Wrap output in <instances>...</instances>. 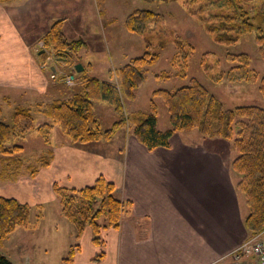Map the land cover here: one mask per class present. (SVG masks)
I'll return each instance as SVG.
<instances>
[{
  "label": "trees",
  "instance_id": "16d2710c",
  "mask_svg": "<svg viewBox=\"0 0 264 264\" xmlns=\"http://www.w3.org/2000/svg\"><path fill=\"white\" fill-rule=\"evenodd\" d=\"M187 4L191 15L202 21L215 42L230 46L236 44L243 34L254 32L264 56V5L256 4L255 0H188ZM259 18L260 22H257ZM162 19V14L149 8H135L126 16L125 28L131 33L143 35L145 47L141 55L131 57L122 66L111 68L110 80L92 76L86 66L81 72H77L78 84L66 97L39 99L31 106L16 105L13 107L10 122L3 120V109L0 106V154L7 156V160H1L0 179H18L26 165L32 176H36L40 169L48 167L54 157L50 145L55 125L71 141L82 143L110 140L122 126L130 122L133 134L148 149L168 148L176 133L196 130L205 138L221 137L232 141L238 155L231 161V168L239 176L236 188L244 195L248 208L245 226L250 236L257 234L264 229L263 106L226 107L202 82L192 78L188 84L175 89H155L146 111L126 110V101L137 98L138 89L147 79L149 67L159 60L162 51L170 42L161 38L158 35L160 32H156V35L149 34V27L158 24ZM42 40L45 50L37 54L42 58L53 54L56 63H64L69 67L67 70L71 71L80 62V50L87 44L83 38L70 39L66 35L64 19L56 20L43 34ZM172 42L176 52L171 59V66L177 69L178 76L185 78L188 76L190 60L196 48L176 33ZM225 60L233 65L228 71L221 69V57L206 51L201 55L200 65L213 81L258 80L259 74L254 69L251 70V60L247 53H233L228 49ZM167 74L163 70L158 77ZM259 84V90L264 97V75ZM156 97L161 98L167 108L170 126L166 129H161L158 125L159 109ZM100 101L106 102L113 110L115 121L111 127L104 128L96 117L95 105ZM37 114L47 120L36 124ZM33 132L48 147L38 157L36 164H29L24 155L25 146L19 141ZM53 189L59 200L61 215L75 226L76 238L80 240L85 229L90 227L93 242L97 245L105 243L100 235L102 229H118L123 215L132 207L131 201L117 196L116 185L103 175L98 176L92 184L80 188L55 181ZM35 205L0 194V243L17 227L35 228L38 225L44 216L43 204ZM34 207L39 209H36L35 220L31 218ZM101 217L105 218L104 223L99 221ZM80 247V243L71 245L68 255L63 258V264H72ZM104 255L105 252H99L93 259L101 261ZM0 264L14 262L0 253Z\"/></svg>",
  "mask_w": 264,
  "mask_h": 264
},
{
  "label": "crops",
  "instance_id": "0c3cea01",
  "mask_svg": "<svg viewBox=\"0 0 264 264\" xmlns=\"http://www.w3.org/2000/svg\"><path fill=\"white\" fill-rule=\"evenodd\" d=\"M28 1L18 0L13 3L15 7L0 3V71L5 70L0 72L3 79L0 81L7 87L38 93L35 100L66 97L69 94L60 96L55 90L58 83L48 79L41 67V56L37 54L39 41L52 25V18L49 25L39 20L33 32H24V20L31 24V20L22 15ZM70 10V15L60 18L64 19L66 35L87 42L85 16L76 6ZM41 14L33 13L39 18ZM46 19L44 17V21ZM130 58L123 56L120 64L124 65ZM79 63L85 68L89 61L81 55ZM10 73L14 75L13 81L4 77ZM122 129L110 142L81 145L72 142L59 128V135L52 138L50 145L54 151L53 161L32 177L36 180L31 184L34 192L41 181L45 185L58 181L80 188L103 175L116 185L119 198L132 203L118 229H102L105 237L103 259H93L99 252V245L93 242L92 230L87 227L72 264L226 262L249 237L245 226L246 201L236 188L238 176L231 168L232 159L210 147L207 141L189 140L186 133H176L168 148L148 149L133 132Z\"/></svg>",
  "mask_w": 264,
  "mask_h": 264
},
{
  "label": "rangeland",
  "instance_id": "374dc122",
  "mask_svg": "<svg viewBox=\"0 0 264 264\" xmlns=\"http://www.w3.org/2000/svg\"><path fill=\"white\" fill-rule=\"evenodd\" d=\"M16 1L18 0H9V2L6 3L0 1V3L11 6ZM187 1L188 0H29L26 8L22 7L25 9L22 13L24 18H26V20H31L30 24L23 19L26 28L24 32H33L34 25L39 20L41 24L49 25L51 23L50 18H52L54 22L60 18L67 17L72 12L70 8L76 6L82 15L85 16L84 32L87 33L88 37L87 44L83 46L80 54L85 58L86 62L89 61L87 66H90L88 70L92 76L102 80H110L108 71L111 67L114 68L115 65L116 67L122 65L120 62H122L123 56H127L128 58L136 57L141 55L144 51L145 41L143 35L131 33L125 28L124 22L126 16L135 8H149L163 16V19L158 24H153L152 27H149V34L156 35V32H160L158 35L163 39H168L170 42L167 48L162 51L159 60L149 67L147 79L138 89L137 98L133 101H126V110L128 112L136 110L146 111L150 106L152 93L155 89H175L179 86L188 84L192 78H197L202 82L212 93L223 101L226 107H235L239 105H259L264 107V97L259 90L260 79L264 75V56L261 54L262 46L257 41L256 34L254 32L243 34L236 44L230 46L217 43L212 39L211 35L207 33L208 31L202 21H200L198 17L191 15L188 10L189 6ZM96 3L98 4V8H96ZM102 3L104 4L102 5ZM255 3L264 5V0H255ZM11 7H15V5ZM41 9L43 11H41ZM98 9L103 13H99ZM105 10H108V12L106 11L107 13H105ZM33 13L37 15L42 13V17H35ZM110 14L114 17L110 16ZM44 17L47 18L45 21ZM260 19L261 18L257 19V22H260ZM53 22L51 24H53ZM37 27L39 28V26ZM151 28L153 29L151 30ZM81 30L80 28V32H82ZM174 32L182 39L191 42L196 48V52L190 60L188 76L185 78L178 76L177 69L171 66V59L176 52L174 43L172 42L175 35ZM139 41L140 43H138ZM43 44L42 50L45 49V43ZM43 44L39 41L38 47L40 48ZM228 49L233 53L244 52L249 55L251 60L250 68L258 72V80L231 82L227 79H223L217 82L210 79L208 74L201 68V55L206 51L216 53L222 58L221 69L228 71V69L233 66L225 60V52ZM48 53L50 54V52ZM38 56L40 57V55ZM44 64L46 66H42V68L47 72L48 79L51 82L58 83V87L55 86V90L60 93V96L70 94L73 88L78 84V77L76 78V83L73 82V85L70 86L64 83L63 78L61 79L58 75V73L62 71L69 72V70H67L69 68L68 66L59 62L56 63L53 57H49L47 63L44 62ZM163 70L167 71L168 74L164 76L161 75V78H159L158 74H161ZM12 76L14 75L10 73L6 74L4 77L9 79V81H13ZM113 79L115 80V78ZM38 95V93H33L30 89L22 90L15 86L7 87L0 81V106L3 109V120L5 122H10L13 107L16 105L31 106L36 102L34 96L37 97ZM155 101L159 109L158 125L160 128L165 129L168 125L170 126L166 105L161 98L156 97ZM95 114L104 128L111 127L115 121L113 110L106 102L100 101L96 103ZM46 120V117L38 114L36 115V124H40ZM121 128H123L122 130L124 132H126V130H129L127 132H132V123L127 122V124ZM58 130L59 127L55 125L52 132L53 139L56 135H59V133H57ZM186 134L189 140L209 142L210 147L214 148L216 151L223 152L232 160L238 155L237 150L233 148L231 140L221 137L205 138L196 130ZM111 140L112 138L110 140L102 139L99 141L110 142ZM19 143L25 146L24 155L29 164H36L38 157L41 156L48 147L43 142V139L35 132L28 135L26 139L20 140ZM92 143L94 142H82L79 144L89 145ZM6 158V155L0 154V169L2 167L1 160H7ZM32 177L34 176L31 175L30 168L27 169L26 165L22 169V173L18 179H0L1 195L18 198L34 206H36L35 204L42 203L44 213V216L40 219L35 228L17 227L15 231L0 243V253L9 257L14 264H63V258L68 255L71 245L77 243L81 244L83 241L76 238L75 226L61 215L59 200L55 196L53 184L45 185L43 184L44 182L39 181L40 186L33 192L31 184L32 182L35 184L36 180L32 179ZM36 201H41V203H36ZM36 209L38 208H33L31 215L33 220L36 219ZM99 221L104 223L106 220L104 217H101ZM103 231H101L100 235L102 238H105ZM85 239L86 237H84V240ZM84 250L87 251L85 243ZM102 251L103 247L99 245V252Z\"/></svg>",
  "mask_w": 264,
  "mask_h": 264
},
{
  "label": "built area",
  "instance_id": "2783aa9c",
  "mask_svg": "<svg viewBox=\"0 0 264 264\" xmlns=\"http://www.w3.org/2000/svg\"><path fill=\"white\" fill-rule=\"evenodd\" d=\"M58 75L70 86L73 82L76 83L74 73L59 72ZM219 264H264V229L249 236L239 248L232 252L226 262Z\"/></svg>",
  "mask_w": 264,
  "mask_h": 264
},
{
  "label": "water",
  "instance_id": "95a60500",
  "mask_svg": "<svg viewBox=\"0 0 264 264\" xmlns=\"http://www.w3.org/2000/svg\"><path fill=\"white\" fill-rule=\"evenodd\" d=\"M75 68H76V70H77L78 72H80V71H82V70L84 69L82 63H77V64L75 65Z\"/></svg>",
  "mask_w": 264,
  "mask_h": 264
}]
</instances>
